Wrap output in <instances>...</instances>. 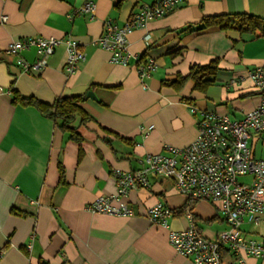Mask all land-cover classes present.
I'll return each mask as SVG.
<instances>
[{
    "label": "crops",
    "instance_id": "obj_1",
    "mask_svg": "<svg viewBox=\"0 0 264 264\" xmlns=\"http://www.w3.org/2000/svg\"><path fill=\"white\" fill-rule=\"evenodd\" d=\"M86 1L0 0V264H192L169 245L168 229L147 217L148 208L161 203L173 211L170 229L189 227L187 199L172 180L152 179L147 189L130 191L124 202L131 217L95 214L86 207L97 196L115 194V170L141 169L145 157L161 153L165 145H189L202 113L239 121L259 104L248 72L264 67L263 39L198 27L204 18L220 14L264 17V0H184L129 34L127 66L110 62L94 41L108 18L123 24L154 0H93V19L81 14L70 20ZM34 36L75 39L86 59L74 74H66L61 44L39 74L24 73L6 48ZM19 56L34 62L36 51L31 48ZM136 57L156 63L143 82ZM213 59L219 69L205 90L195 89L192 79L179 89L164 84ZM13 91L46 104L80 97L88 119L76 115L71 123L80 140H72L36 108L13 104ZM88 92L94 99L86 97ZM148 126L153 128L144 137L141 128ZM248 144L255 159H264V133H253ZM60 167L64 183L59 182ZM239 181L249 184L251 178ZM189 213L207 239L229 228L208 201H196ZM240 230L246 240L264 241V223L244 221ZM222 255L225 264H237L227 249ZM245 262L264 264V258L248 255Z\"/></svg>",
    "mask_w": 264,
    "mask_h": 264
},
{
    "label": "built area",
    "instance_id": "obj_2",
    "mask_svg": "<svg viewBox=\"0 0 264 264\" xmlns=\"http://www.w3.org/2000/svg\"><path fill=\"white\" fill-rule=\"evenodd\" d=\"M183 3L184 0H154L151 4L142 5L123 24L108 18L104 21L102 34L94 43L109 54L110 62L127 66L131 56L127 49L129 34L149 21L164 17ZM95 9V2L87 0L68 17L71 20L76 15L85 14L93 19ZM2 21H6V16L2 17ZM61 44L66 50L64 71L72 75L86 59L80 43L75 39L27 37L9 43L6 53L17 57L16 65L22 72L37 75L44 69L46 58L53 55ZM31 48L36 51V59L27 62L19 55ZM136 61V71L143 82L150 78L156 63L151 59L141 61L139 57ZM248 77L259 94L260 102L242 120L202 113L197 122L196 137L189 145H165L161 153L147 155L141 169L115 170V194L97 196L86 210L95 214L131 217L133 213L124 202L130 191L147 189L152 179H169L187 200H203L216 205L229 226L216 239H207L197 231L189 212L185 215L190 222L189 227L172 230L168 220L173 211L161 203L149 207V221L168 229V243L179 255L189 258L192 264H225L224 249L233 255L237 264H246L245 256L248 255L264 258V241L246 240L240 230L244 221L253 226L264 223V159H255L248 144L253 133H264V67L249 71ZM191 111L194 112V109ZM152 128H141L144 137ZM244 176L250 177L251 183H241L239 178Z\"/></svg>",
    "mask_w": 264,
    "mask_h": 264
},
{
    "label": "trees",
    "instance_id": "obj_3",
    "mask_svg": "<svg viewBox=\"0 0 264 264\" xmlns=\"http://www.w3.org/2000/svg\"><path fill=\"white\" fill-rule=\"evenodd\" d=\"M219 27L224 31H237L240 34L259 35L264 41V17L249 13L220 14L206 17L202 20L199 30ZM219 69L217 59L211 60L207 65H192L186 76L178 75L176 78L166 81L164 84L179 89L187 79L194 81V88L205 90L214 82L215 74ZM81 98L78 96L60 97L52 104H46L38 101L34 97H24L18 92L13 91L12 103L22 106H31L36 108L42 115L51 119L58 127L69 133L72 140L79 141L80 136L71 126L76 115H80L81 121L88 119L81 105ZM59 182L64 183V174L62 167L59 168ZM195 201L187 200L186 212L190 211Z\"/></svg>",
    "mask_w": 264,
    "mask_h": 264
},
{
    "label": "water",
    "instance_id": "obj_4",
    "mask_svg": "<svg viewBox=\"0 0 264 264\" xmlns=\"http://www.w3.org/2000/svg\"><path fill=\"white\" fill-rule=\"evenodd\" d=\"M86 97H87V98L89 97V98L94 99V96H93V94H92L91 92H88L87 95H86Z\"/></svg>",
    "mask_w": 264,
    "mask_h": 264
}]
</instances>
